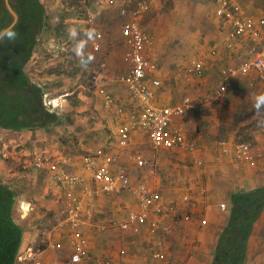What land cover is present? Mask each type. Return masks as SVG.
Returning <instances> with one entry per match:
<instances>
[{
	"label": "crops",
	"instance_id": "obj_1",
	"mask_svg": "<svg viewBox=\"0 0 264 264\" xmlns=\"http://www.w3.org/2000/svg\"><path fill=\"white\" fill-rule=\"evenodd\" d=\"M88 1L83 8L75 3L59 7L61 5H57V0H42L56 17L59 8L66 12L70 7L77 8V13L82 15L81 18L77 16L67 20L70 25L65 28L61 40L69 39L67 29H77L85 22L86 15L91 22V18L97 19L95 31L102 35V40L99 44L90 43L96 52H100L95 60L101 64L100 71L94 70L97 73L94 79L99 81L92 95L83 93L81 89L78 91L70 83L79 79L83 70L75 56L61 55L59 60L44 57L40 54L44 52L41 45L40 51L27 65L26 72L33 81L42 85L46 92L44 96L51 105L58 104L52 111L61 115L62 124L21 131L0 127V180L20 190L18 194L15 191L17 202L14 217L23 229V239L16 264H70L69 259L74 252L72 231L62 223V198L67 187L58 180V176L64 173L82 175L87 185L96 191V184L86 170V157L97 156L101 163H108L116 154L121 158L116 163L112 161V166L126 167L134 184L142 180L154 184L169 212L158 217L160 228L156 235H152L147 227L140 234L119 229L103 230L105 223L124 219L135 204L127 193L106 195L98 192L92 224L78 231L89 240L90 258L83 264H212L219 232L225 227L229 216V210H221L220 205L225 203L230 207L235 193L264 185V136L255 131V145L262 157L254 164L240 163L233 155L223 154L218 146L219 141H226L230 145L245 141L238 140L243 137L242 130L231 123L234 111L235 118L237 116L243 122L248 118L247 112L244 114L243 108L237 107V102L242 103L235 98L237 85L248 84L247 78L236 79L226 106H213L207 112H202L196 104L217 89L224 69L239 66L247 58L252 41L247 38L236 41L233 49L225 46L234 25L232 21L217 15V0L194 1L201 8L193 10H190L193 6H190L189 0H174L173 17L178 21L180 17L190 18L193 22L188 29L180 30L172 26L174 29L169 31L172 34L175 30L181 31L183 38L190 43L188 46L200 45L202 35L207 38L204 37V41H208L203 44L206 47L201 46L203 52L191 55L183 64L182 71L175 72L171 66L174 69V63L179 60L171 58L165 61L167 51L162 45L165 25L164 15L161 14L163 0H152L143 26L155 40L145 53L157 65L154 78L161 82L154 89V103L157 107L165 108L177 106L185 97H191L194 106L188 108L183 117L175 118L172 128H180L190 142L198 145L195 154L178 148L162 149L161 155L159 152L158 156H153L159 164L156 174H152L149 169H139L135 159L126 157L125 150L118 145V125L136 119L140 113L128 88L120 81L129 68L126 60L128 47L121 35L124 19L120 16V8L125 0H117L114 8L110 7L109 0ZM231 2L241 7L238 18L264 15V0ZM56 21L57 18L52 22ZM203 23L206 25L202 26ZM48 41V45L52 41L55 43L52 39ZM213 45L219 48L216 57L210 53ZM46 50L49 52L51 49ZM51 55L55 56L54 52ZM72 56L75 68L69 71L68 65L72 62L69 57ZM195 59L202 61L201 76L190 70L191 61ZM57 62L60 72L54 70ZM102 64H106L105 68ZM258 86L255 91L264 89L262 85ZM105 92L115 98L116 106L113 108L105 106ZM258 92L255 93H261ZM118 107L124 108L123 115L117 113ZM130 148L134 153L153 160L147 155L152 148L145 134L134 132ZM194 156L203 159L205 165L196 166ZM39 157L51 158L58 165L57 171L47 167L38 169L34 162ZM203 188L206 190V206L199 204L193 207L182 199L184 194L196 198ZM76 190H80V187ZM203 220L207 221L206 226L202 225ZM263 231L264 211L255 223L248 242L247 264H264ZM155 251L162 253V259L153 257Z\"/></svg>",
	"mask_w": 264,
	"mask_h": 264
},
{
	"label": "built area",
	"instance_id": "obj_2",
	"mask_svg": "<svg viewBox=\"0 0 264 264\" xmlns=\"http://www.w3.org/2000/svg\"><path fill=\"white\" fill-rule=\"evenodd\" d=\"M151 4L152 0H125L120 8V16L124 19L121 25V35L125 40L124 44L128 47L126 60L129 63V68L121 76L120 81L128 88L140 108V113L136 119L118 125L117 138L118 145L125 150L124 155L134 158L139 169H149L152 174H156L158 161L154 159L151 161L144 155L131 151L130 145L134 132L145 134L151 148L156 153L162 149L178 148L186 153L195 154L198 145L190 142L180 128H172L174 119L183 117L187 109L194 106L191 97H185L177 106L165 108L157 107L154 103V89L159 87L161 82L154 78L157 65L145 53L146 48L152 47L155 40L143 26L144 16L149 12ZM239 13H241V7L232 3L231 0H217V15L227 21H232L234 25L225 46L233 49L236 46V41L246 38L252 41V46L248 51L247 58L239 66L224 69L217 89L205 95L196 104L202 112H207L213 106H226L229 103L234 83L239 77L247 78L253 84H260L264 87V15L258 18H238ZM92 41L93 45L97 43L96 38ZM96 49H98L97 45ZM210 53L216 57L219 53L218 46L213 45ZM105 66L106 64H102L103 68ZM190 70L201 76L202 61L192 60ZM103 94L107 108L116 106L115 98L111 94L107 92ZM116 110L120 115L125 113L123 107H118ZM218 146L223 154L233 155L235 160L240 163L254 164L258 158L262 157L252 141H240L232 145L226 141H219ZM120 158V155L116 154L111 162L116 163ZM111 162L101 163L97 156L86 157V170L96 184V191L87 185V180L82 175L64 173L58 176V180L67 187L62 198L64 205L62 223L72 231L70 235L74 252L70 256V264H83L90 258L89 240L78 231H82L92 224L98 192L106 195L127 193L135 204L124 219L105 223L102 225L103 230L107 228L119 229L140 234L144 227H147L152 235H156L160 228L158 217L169 212V209L164 205L162 194L154 184L146 180L134 184L126 167L114 168ZM193 162L198 167L205 165L203 159L197 156H194ZM34 164L38 169L47 167L57 171L58 168L57 163L51 161L49 157H39ZM78 187L80 190L77 191ZM182 199L185 202H190L189 204L193 207H197L199 204L207 205L205 188L199 191L196 198L184 194ZM227 207L225 203L220 205L221 210H226ZM206 224L207 221L203 220L202 225ZM153 257L162 259V253L155 251Z\"/></svg>",
	"mask_w": 264,
	"mask_h": 264
},
{
	"label": "trees",
	"instance_id": "obj_3",
	"mask_svg": "<svg viewBox=\"0 0 264 264\" xmlns=\"http://www.w3.org/2000/svg\"><path fill=\"white\" fill-rule=\"evenodd\" d=\"M9 2L18 16L17 38L0 42V127L21 131L61 125V115L45 105V89L33 81L26 67L40 51L42 42L61 40L70 25L67 20L82 15L77 13V8L70 7L66 12L59 8L56 17L42 0ZM55 18L57 21L53 23ZM14 21L7 0H0V28ZM15 191L18 194L20 190L0 180V264H16L22 244L23 229L14 218ZM263 211L264 185L232 196L228 220L219 232L212 264L248 263V242Z\"/></svg>",
	"mask_w": 264,
	"mask_h": 264
},
{
	"label": "rangeland",
	"instance_id": "obj_4",
	"mask_svg": "<svg viewBox=\"0 0 264 264\" xmlns=\"http://www.w3.org/2000/svg\"><path fill=\"white\" fill-rule=\"evenodd\" d=\"M57 1H58L57 5H61L59 7H62L63 5H66V4L68 5V4L75 3V5H78V6L85 8V4H86V0H57ZM194 1H197V0H189L190 6H193V7H191L190 10L198 9V8L200 9L201 6H197L196 4H194ZM204 1H206V0H203V2ZM184 2H186V0H184ZM108 3H109V5H111L110 6L111 8H114L116 6V3L112 0H109ZM173 3H175L174 0H163V8H162L161 14L164 15L165 25L163 28L164 32H163V39H162L163 43H162V45H164L166 47V51H167L164 54L165 55V61H170L171 58L174 59L175 61L179 60L178 62L174 63V69L172 66H171V69L175 72H181L182 68H183V64L188 61L189 57L191 55H199L201 52H203V49L201 48V46L202 47L205 46L203 44L208 43V41H204V37L206 38V36L202 35L200 45H197V47L188 46V44H190V43H189L187 38H183L184 35L182 34L181 31L177 32L175 30V32L173 34L169 31L170 29L173 30L174 29L173 27L181 28L180 30H183L186 28L188 29L189 28L188 26H191V22H193L192 19L190 21V18L186 19L184 17H182V18L180 17L179 21L177 20V18H174L172 15V10L175 9ZM84 20H85V22H83L81 24V26H79L77 28L78 31L82 30V29H96V27L98 26V22H97L96 18L95 19L91 18V20H93L91 22L90 18H88V16L86 15ZM145 24L147 25V23H145ZM203 25H206V24L203 23L202 26ZM101 34H102V32H101ZM96 39H97V42L99 44L100 41L102 40V35L97 34ZM63 40L56 41L55 43L58 45H56L53 41L50 42V45H48L49 41L46 42V40H45L44 42H42L41 45L43 47L44 52L40 53L41 56L51 57V58H54L56 60H59L61 55H73L74 56V54L72 52V47H73V44L75 43V41H73L70 38L67 40L66 39H63ZM46 49H51V50L49 52H47ZM85 51L87 53H90L94 57V59H93L92 63L87 67V69L82 68L83 70L80 73L81 76L79 77V79L71 81L70 83H73L72 84V85H74L73 88L77 89L78 91H80L79 89H81L83 93L86 94V92H87L90 95H92V93L94 92L96 85H97L96 82L99 81V80L94 79V76L97 75V73H94V70H96L97 72L100 71L99 65L101 64V62L98 63V62H96L97 60H95L98 57L100 52L98 53L93 49V46L91 45L90 41L87 43V47H86ZM53 52H54L55 56H53V55L49 56L50 53H53ZM73 56L69 57V60H72ZM74 61L75 60H72V62L68 65L67 70L72 71V69L75 68ZM178 64H179V66H178ZM59 65H60L59 62H57L55 69H54L56 72H60V66ZM255 87H259L258 84H255V83L253 84V82L249 79H248V84L239 83L237 85V91H236L237 96L235 98L237 101H240L242 104L237 102L236 105H237V107L243 108L244 114H246V112H247L248 118L245 122H243V121H241V119L239 117L237 118V116H236V118H235L236 112L234 111L232 113V114H234V116H232V123H231L232 126L234 124V125H236V127L238 129L242 130L241 132L243 134V137L238 139L239 141L242 139L245 141H252L254 144L257 142L254 139L256 130H258L259 133H261L264 136V125L258 124V121L264 120V112L257 113L255 111V109L253 108L254 97L257 95L256 93L258 92V91H255V89H256ZM259 92L264 93V89L259 91ZM93 98L95 99L96 97H93ZM44 103L47 107L50 108L51 111L55 109L54 107H58V104H55V103H53L54 106H52L50 101L48 99H46L45 96H44ZM152 150L153 149H150L147 152V155H150L149 158L151 157L154 159L153 156H158V153H156L154 150H153L154 151L153 152ZM161 153L162 152H160L159 155H161ZM228 210H229V206L227 207V209L225 211H228ZM15 221H16V219H15ZM261 240H264V238Z\"/></svg>",
	"mask_w": 264,
	"mask_h": 264
},
{
	"label": "clouds",
	"instance_id": "obj_5",
	"mask_svg": "<svg viewBox=\"0 0 264 264\" xmlns=\"http://www.w3.org/2000/svg\"><path fill=\"white\" fill-rule=\"evenodd\" d=\"M18 23V18L12 25L8 27L0 28V42L5 40L14 41L17 38V32L15 31V25ZM70 39L75 41L72 47V52L77 58L79 66L83 69L92 63L94 57L85 51L87 43L96 38L97 33L95 29H82L77 30L75 27L67 29ZM253 108L257 113L264 112V93H259L254 97ZM259 125H264V120L258 121Z\"/></svg>",
	"mask_w": 264,
	"mask_h": 264
},
{
	"label": "water",
	"instance_id": "obj_6",
	"mask_svg": "<svg viewBox=\"0 0 264 264\" xmlns=\"http://www.w3.org/2000/svg\"><path fill=\"white\" fill-rule=\"evenodd\" d=\"M7 4H8L9 9H10V10L12 11V13L14 14V16H15V21H16L17 18H18V16H17V14L12 10L9 0H7Z\"/></svg>",
	"mask_w": 264,
	"mask_h": 264
}]
</instances>
